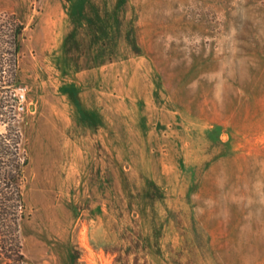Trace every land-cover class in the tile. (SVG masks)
<instances>
[{"label": "rangeland", "instance_id": "374dc122", "mask_svg": "<svg viewBox=\"0 0 264 264\" xmlns=\"http://www.w3.org/2000/svg\"><path fill=\"white\" fill-rule=\"evenodd\" d=\"M2 15L23 25L16 66L0 57V134L25 161L26 264H264V0Z\"/></svg>", "mask_w": 264, "mask_h": 264}, {"label": "trees", "instance_id": "16d2710c", "mask_svg": "<svg viewBox=\"0 0 264 264\" xmlns=\"http://www.w3.org/2000/svg\"><path fill=\"white\" fill-rule=\"evenodd\" d=\"M2 16H0V40L3 39L5 44L0 42V57L10 55L13 65L16 66L23 25L14 15ZM18 139V133L7 136L0 134V148L13 156L8 173L1 175V179L6 180L4 191L6 195L4 201H0V261L5 260L9 264H26L20 236V224L25 216L20 177L25 161L20 159ZM2 164L3 161H0L1 171L4 167Z\"/></svg>", "mask_w": 264, "mask_h": 264}]
</instances>
